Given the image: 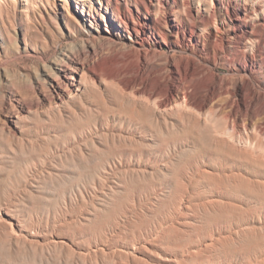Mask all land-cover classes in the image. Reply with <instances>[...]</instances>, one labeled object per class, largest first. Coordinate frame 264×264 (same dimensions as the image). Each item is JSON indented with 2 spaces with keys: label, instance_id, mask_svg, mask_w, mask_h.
<instances>
[{
  "label": "rangeland",
  "instance_id": "374dc122",
  "mask_svg": "<svg viewBox=\"0 0 264 264\" xmlns=\"http://www.w3.org/2000/svg\"><path fill=\"white\" fill-rule=\"evenodd\" d=\"M35 1L28 18L23 0L0 9V264H264V118L236 133L229 120L228 149L202 124L139 114L102 79L60 100L66 56L112 44L100 0H80L88 19L69 0ZM229 1L264 17V0ZM214 103L228 138L231 107Z\"/></svg>",
  "mask_w": 264,
  "mask_h": 264
},
{
  "label": "bare ground",
  "instance_id": "6f19581e",
  "mask_svg": "<svg viewBox=\"0 0 264 264\" xmlns=\"http://www.w3.org/2000/svg\"><path fill=\"white\" fill-rule=\"evenodd\" d=\"M100 1L97 15L103 24L94 23L97 29L105 28L112 45L107 52L86 46L74 56H66L63 77L55 87L60 100L70 101L83 88L94 90L102 79L139 114H171L194 125L202 124L212 138L218 139L217 146L228 149L234 148L228 133L229 120L230 130L236 133L241 124L247 129L256 117L264 118V17H258L256 7L239 9L229 0H196V4L195 0ZM13 2L0 0V9ZM69 2H74L80 15L89 18L84 3ZM22 5L28 18L36 1L23 0ZM89 28L92 29L90 23ZM90 29L87 34L93 32ZM150 36L159 42L155 47L143 48L142 43ZM138 40L142 42L137 47ZM121 44L127 51L117 48ZM163 44L168 46V52L162 51ZM178 50L187 55L177 61L170 52ZM196 53L206 58L199 61ZM216 65L227 68L228 75L219 77ZM220 96H225L231 107L223 131L228 138L218 137L220 132L210 124L217 107L214 102ZM257 129L264 134V123ZM6 222L13 230V221Z\"/></svg>",
  "mask_w": 264,
  "mask_h": 264
}]
</instances>
